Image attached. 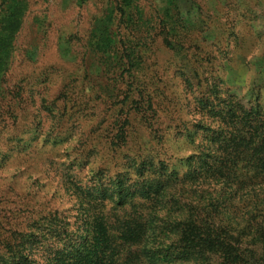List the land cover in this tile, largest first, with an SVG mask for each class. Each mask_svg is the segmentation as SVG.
<instances>
[{"label": "rangeland", "instance_id": "rangeland-1", "mask_svg": "<svg viewBox=\"0 0 264 264\" xmlns=\"http://www.w3.org/2000/svg\"><path fill=\"white\" fill-rule=\"evenodd\" d=\"M24 1L0 83V253L12 230L27 228L47 207L78 225L55 164L81 163L91 152L89 167L111 176L129 170L124 156L141 150L166 160L169 170L184 168L194 146L181 131L194 120L195 96L213 80L244 101L257 96L264 109V0H176L184 7L182 46L168 47L153 29L151 49L131 79L90 52L89 38L109 24L113 0ZM164 2L139 1L152 27ZM118 27L125 39L128 29ZM118 114L128 117L129 135L114 153Z\"/></svg>", "mask_w": 264, "mask_h": 264}, {"label": "trees", "instance_id": "trees-1", "mask_svg": "<svg viewBox=\"0 0 264 264\" xmlns=\"http://www.w3.org/2000/svg\"><path fill=\"white\" fill-rule=\"evenodd\" d=\"M139 1L113 0L109 24L89 38L90 52L120 78L143 67L153 29L170 48L182 46L187 33L178 1L160 5L154 27ZM24 8V0H0V83ZM121 23L125 39L115 32ZM195 99L194 120L181 131L194 146L184 168L169 170L166 160L141 150L124 156L129 170L111 176L89 167L91 152L81 163L55 164L78 225L47 207L1 241L0 264H264V109L257 96L244 101L216 80ZM127 123L122 114L112 122L114 153L129 135Z\"/></svg>", "mask_w": 264, "mask_h": 264}]
</instances>
